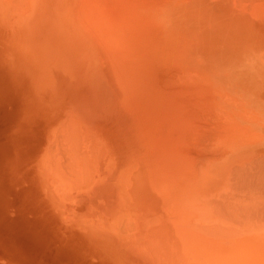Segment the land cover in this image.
I'll use <instances>...</instances> for the list:
<instances>
[{
  "label": "rangeland",
  "instance_id": "obj_1",
  "mask_svg": "<svg viewBox=\"0 0 264 264\" xmlns=\"http://www.w3.org/2000/svg\"><path fill=\"white\" fill-rule=\"evenodd\" d=\"M131 1H134L133 5ZM258 1L259 0H119L118 3L117 0H102L101 3L104 9L102 10L103 13H100V11L93 7L91 11L84 10L80 7L81 4L79 3L78 6V2H76L74 3L76 8L74 6L75 9H73L74 15H83V17H86L87 26L90 24L92 25L91 30L87 32L82 31L83 26L86 24L75 26L76 33L73 35L74 38L78 35L77 33H80L79 35L86 34L89 38L92 37L89 39L85 36V40L82 38L84 35L76 37L77 39L75 38V41L77 40L82 46L84 45L81 42L86 45L82 48V46H78L80 44L76 41V46H78L77 49L74 48L73 45L76 43L74 42L73 44L72 39H70L71 37L65 38L64 40L60 39V43L58 45L55 44L54 47L50 45V43H46L47 41L45 39H48V41L54 44L55 39L54 37L49 36L50 32H46L47 36L41 35L40 33L45 34L44 32H41V28L37 29V31H32L34 33L30 36H25L21 31L24 29L23 31L29 32L27 27L21 25L20 28L15 29L16 24L13 26L9 25V19L12 18H4L7 17L6 11L8 8L12 11L14 6L12 7L9 6V4H6V6L2 7L0 2V264H130L133 261L131 255L120 254L117 256L118 251L115 247L113 248L114 238L109 235L110 233L102 227L100 221L97 219L98 213L101 211L100 208L107 210L110 208L106 205L101 207V204L96 206L92 204L91 202L97 204L93 199V197L98 198L95 193L80 197L84 192V189L73 192V190H76L73 188L69 190L73 193L68 196L63 187L62 192L59 190L61 193V196H59V192H56L57 188H55L54 191V186L50 183V180L52 181V178L55 175L51 171L56 174L61 171L62 174H64L66 171L62 167L68 166V170H66L69 171V165L71 164L68 162L74 161L75 154L76 156L86 154L88 151L87 147L91 146L90 143L94 145L91 146L94 148L102 146L100 145V142L96 141L98 140L97 137L91 135V131H93L92 134L105 131L104 135H106V137L104 138L108 140L103 141L104 138L100 137L102 140L98 141L107 142L106 144L102 143L111 147V149L105 147L106 150L110 149L115 150L116 153H123V151L126 152L127 149L130 150L132 146L130 152H134L135 157L143 152V149L141 150L142 146H145L144 148L146 149L148 147L151 148L153 140L157 143H153L152 146L156 144V147H159V142L161 141V143L168 145L169 148L171 147L172 150L183 152V155H185L187 149L189 151L196 140L194 148L195 146H200L201 143L203 145V139L205 137L208 139V134H211L210 130L213 131V129H211L212 126L210 125L212 123L208 124V122H213L217 117L219 119V117L222 116L219 113L221 108L215 93L208 89L205 91L206 87L204 86H206V84L203 86L200 82H195L190 80L191 78L184 76L186 73L189 75L188 71H186V63H190V61L187 60L188 56L186 48L189 45L199 42L196 33L199 37L204 38L205 42H216L218 44L217 48L212 50L210 52L211 54L209 53L205 59L216 65V67L208 70V75L211 77L215 85L214 87L219 91H228L227 83L229 84V77L233 74V69L236 68V65H238L241 58L239 55L240 50H254L253 52H250V54L244 52V54L241 55L250 57L251 60L255 62L252 64L256 65L258 69L261 68V70H259L260 75L258 81L262 78L264 79V36L254 38L255 40H253V37L255 36L253 34H255L257 30L254 27L249 26L246 20L242 17L248 9L247 7L251 4V8H264V0H260L261 2ZM86 5H88V3H86L85 6ZM77 8H80V10L78 11ZM82 9L85 12H82ZM118 17H120V19ZM22 22L24 21L22 20ZM1 23H4L12 29L9 27H3ZM47 23L48 22H45L44 24ZM32 25H30L31 29H33ZM7 28L10 31L7 30ZM14 29L17 33L19 32V34H16ZM98 38L100 39L99 42L96 40ZM201 41L203 40L201 39ZM88 42L91 45V50L87 52L89 47H87ZM229 42L231 43L228 44ZM81 49L85 50L80 52ZM37 52L39 54H37ZM74 53H77L78 56L74 55ZM88 54H90L96 61L94 63L92 62L94 59H89V61L91 60L90 62L93 63V67L91 66V63L90 65L88 64L89 61L87 59L90 58V55ZM39 55H42V57L40 56L39 58ZM79 55H84L85 58L82 56L84 58L82 59ZM76 57H78L77 59L81 60L82 63L76 61ZM97 57L98 59L103 60L100 61ZM104 58L106 59L104 60ZM39 59L41 62L36 61ZM200 60L203 62L201 58ZM42 61L44 62L42 63ZM105 61L108 63H113L115 61L117 63H113L111 65L112 67L107 63L109 66H106L105 64V68L101 67V64L97 65V63L101 62L104 64ZM86 65L90 66L92 69L86 67ZM57 66L59 68L61 66V70L63 69L62 67H64V76L62 73H59L60 69ZM95 66H97V70L101 71L99 68L104 69V73L101 71L103 76L99 75V71L97 72L96 69L93 70ZM183 69L185 72H183ZM226 75H228V81L227 78H225ZM128 77L131 78V82H129L130 80ZM117 78L120 81L123 78L126 83L120 84V81H117ZM106 83L107 85L105 86ZM109 85H111V87H109ZM127 88L129 91L125 90ZM203 88L205 91L204 94ZM126 94L128 96H126ZM206 94L208 95L206 96ZM209 96L213 99H207ZM206 101L209 102L207 103ZM211 102L213 103V106H211ZM129 103H139V109L136 108V105L134 106L131 104V106ZM142 104L143 107H140ZM174 105L175 107H172ZM209 105L211 107L207 108ZM144 106L145 108L147 107L145 113L143 111ZM169 106L170 108H168ZM202 106L204 108L207 107L204 109ZM128 107H132L130 108L131 112L133 111L132 114L130 110L127 112ZM113 108L116 109L113 110ZM217 108L219 109L218 111ZM178 109H181V113ZM183 112L185 115H183ZM186 113L189 114L187 115ZM212 113L213 116L211 115ZM192 115L197 118L195 119V121L197 120L196 122L190 121L193 118L191 117ZM186 116H190L191 118H187ZM172 117L175 119L173 120ZM122 118L124 120L121 121ZM160 119L163 120V122ZM175 120H178V124L175 122L174 127L170 126L168 121H172L173 123ZM126 121L128 122L125 123ZM188 121H190V125L186 124ZM142 122H145L146 124ZM148 122H150V124ZM193 122L196 124L198 122L199 125L197 124L196 127L195 124V126L192 127V124H194ZM67 123L69 127H65V125L67 126ZM147 123L150 125V128H148L149 125H147ZM227 123L231 126H229V129H231V131L228 132L229 138L231 133H234L235 123L230 116H228ZM84 124H86V126ZM152 124L154 127L156 125L157 127L158 125L160 126L158 129H154ZM161 124L164 126L163 128ZM167 124L170 126V131L169 128L165 126ZM140 126H142L145 131L143 129L141 130V128H139ZM209 126H211L210 130ZM103 127L105 128L104 130H102ZM64 130H66V135L65 132L63 133ZM139 130L141 131L138 132ZM183 130L184 133L189 132L187 133L188 136L186 133L183 135ZM160 131L162 134H160ZM218 131L219 134H221L220 130ZM78 132L79 134L83 132V136H75ZM84 132L86 135H84ZM147 132H149V134H147ZM172 132L175 133V136ZM71 133L73 134L71 135ZM138 133L142 134V139L140 137L141 135ZM191 133H195L196 136H194L196 138L198 137L197 139L193 137L195 140L194 143L191 142L193 138L191 140L188 139V137L192 136ZM62 134L64 135V138L62 137ZM205 134H207V136H205ZM215 135L217 134H214L213 137ZM70 136L73 138L75 145L70 143L72 142V140H70L72 138H69ZM150 136L152 138H150ZM202 136L204 138H201ZM210 136L213 139L212 134ZM84 138H86V140L87 138H90V142H85ZM218 138L217 142L221 141L220 137ZM149 139H151L152 142H149ZM212 139L211 143H214V147L218 148V143L216 142L217 136L216 140L215 138L213 139L214 141ZM137 140H141L140 144H138ZM142 140H145L143 144ZM57 141L64 144L63 147L61 145L59 147V144H56ZM147 141L149 142V145ZM186 141L187 143H184ZM80 142L83 143L81 144ZM128 142L130 144H128ZM84 143L85 146L83 145ZM96 143L99 144L96 145ZM188 143H192V146H189ZM79 144L82 146H79ZM146 144L148 146H146ZM54 145L58 146V148H56V154L59 159L53 152L54 150H51L54 149ZM73 146L82 148H74ZM64 147L67 148L65 149L66 156L61 149H64ZM69 147H72L75 150H71ZM156 147L154 146V148ZM161 147L165 151L168 150V147H165V145H162ZM84 148L85 152L83 151ZM101 148L103 149V146ZM81 149H83V153H80ZM190 150V153L192 150L194 151V149ZM52 157L54 160H52ZM10 161L11 163H9ZM178 161L179 164H181V158ZM58 163H61L60 166ZM55 166L57 168L59 167V170H57ZM239 167L240 166L232 167L234 172L232 169L230 171L231 177L233 176V181L236 179L235 177L239 172L243 173L242 167L244 168L246 165L240 167L241 170L237 169ZM250 167L252 168V166L249 165L246 169H249ZM47 170H50L49 173ZM243 170L245 171V168ZM255 170L254 173L251 172L255 178L251 176L250 173V175H248L251 177V180L252 177L253 180L258 178L256 181L260 183H258L259 185L263 184L262 187L256 184L257 186H255V190L257 191L259 188L260 192L258 193L262 192V198L264 199V179L262 178L264 170L263 173L262 171H259L261 176H259L257 170ZM230 173L227 175L228 179H226L228 182L224 185H228V187L226 186L227 189H225L224 186L222 188L218 187L215 192H218L219 189L223 190V193H220L225 195L224 197L227 196L226 198L231 200L230 202H232V204H238L237 202H240L242 199L245 204L247 201L244 199L247 197H245L246 195L244 193H248L249 191H243L242 188L240 189V185L235 186L236 183L234 185L233 181L230 180ZM233 173H236L235 177ZM50 174H52V176ZM60 174L58 177L61 179L63 175H61V177ZM49 175L52 178H49ZM246 175L244 176L247 178L248 175ZM58 177L55 176L54 178ZM48 178L50 180H48ZM60 179H57V181ZM62 179H65L64 182L61 180L62 183H65V181L67 183L69 177L64 176ZM238 180H241V178H238ZM246 181L248 180H245L243 183L245 184ZM54 182L56 185V180ZM234 182H236V180ZM239 182L237 181L238 184L241 183ZM62 183H57L56 186H61L63 185ZM250 183L251 182H249V184ZM66 187H68V184H65V188ZM245 188L248 189L249 187ZM232 190L233 192H231ZM249 190L251 191V189ZM239 194L242 197V194H244V198L241 197V199L239 197L238 200L237 198L240 196ZM233 196H235L234 201L237 202L232 201ZM258 196L260 198L259 194ZM252 197H250V199L247 198V200H251ZM226 198L225 200L221 198L224 200V203L227 201ZM263 199L262 201H264ZM220 200L218 201L217 198L212 202L203 201L200 203L202 206H198V208L201 216L198 215L200 213H197L198 218L196 215L195 219V221H200V223L196 222V225L199 223V226L206 225V227H208L209 225L207 223L211 224L215 221L218 222L216 218L212 221L207 215L205 217H202V215H204L203 213L205 212L206 214L209 213L203 208V206L207 208L206 204H208V202L210 204H208L209 206L214 202L212 205L214 207V205L216 206V201L220 203ZM222 200L221 203H223ZM249 200L247 205H245H252L253 201L254 206L251 208H256L255 205L257 204V211H254L256 214L264 210V208L261 209V211L259 210L264 205V202H258V205V203H256L257 199H255L256 204L254 203V200H251V202H249ZM259 201H261V198ZM9 203L10 205H8ZM241 204L240 209L242 208L245 210L246 206L243 204L242 206ZM260 205L262 206L258 209V206ZM96 207H98V209ZM232 207L235 208L237 206ZM221 209L223 210L224 208L219 207L220 211L218 212H221L222 214ZM240 209L236 208V211L240 212ZM229 210L231 211L233 209ZM17 211L21 213H15ZM202 211L205 212L202 213ZM236 211L233 210L229 213H236L238 215ZM246 211L249 212L250 210L246 209ZM101 212H103V210ZM212 212L213 211H211V214ZM223 212L225 213L224 210ZM227 213L224 215H227ZM251 213L253 212L251 211ZM262 213L263 212L258 214L259 216L254 215L256 217V222L254 217L252 218L250 217L251 215L249 216L252 218L251 221H254L253 225H249L253 226L255 230L258 228L257 226L259 224H262V220H264V214ZM249 214L250 212L248 215ZM215 216L217 217V214ZM260 216H262V218ZM237 217L240 218L239 215ZM235 218L231 220H234ZM245 218L242 219L245 220ZM250 218H248L246 222L250 221ZM257 218H261V223ZM239 220L240 222L242 221L241 219ZM223 221L225 220L223 219ZM235 221L238 224L240 223L237 220ZM216 222L215 225L218 226L219 223L216 224ZM219 222L222 221L219 220ZM233 222L230 221L232 225H234ZM238 224L237 226L240 227L238 228L239 232L242 228ZM232 225L230 227H232ZM246 228L248 230L249 226ZM263 228H258V230L262 229L261 231L259 230L260 233L264 232ZM231 231L233 233L234 229Z\"/></svg>",
  "mask_w": 264,
  "mask_h": 264
},
{
  "label": "bare ground",
  "instance_id": "obj_2",
  "mask_svg": "<svg viewBox=\"0 0 264 264\" xmlns=\"http://www.w3.org/2000/svg\"><path fill=\"white\" fill-rule=\"evenodd\" d=\"M101 1L102 0H0L2 7L6 6V4L7 5L9 4V6H12V7L14 6L12 11H11V9L8 8V10L6 11L7 17H4V18H8V17L12 18V19H9V22H10L9 25L10 26H13L16 24L15 29L20 28L21 25L27 27L29 29L28 30L29 32L23 31L24 29L21 31L22 34H24L25 36H27V35L30 36L31 34L34 33L32 31H35V30L37 31V29H39V28H41V30H42L41 32L45 33V34L40 33L41 35H46V32L47 33L50 32L49 36H52L55 39L54 44L52 42L48 41V39H45V40L47 41L46 43H50V45H52L53 47L55 46V44L58 45L60 43V39L64 40L65 38L71 37L70 39H72V42L74 44V42L76 43V41H77V40L75 41L76 37H81L84 35V34L79 35L80 33H77L78 35L76 34L77 36H75V38L73 37V35L76 33L75 26H77L79 24H86L87 23V20L85 19L86 17H83V15H79V14L77 16L74 15L73 9L76 8L74 3L78 2V6L80 3L81 4L80 7L83 8L84 10H87V11L90 10L91 11V9L93 7V8H96L98 11H100V13H103L102 10H104V9L102 7ZM112 1H114V0H112ZM117 2L119 3V0H117ZM133 2H132V5H133ZM258 2H261V1L259 0ZM86 3H88V5L85 6ZM251 5L249 6L250 8L247 7L248 9L246 11L244 10L245 13L244 14L242 13L243 14L242 17L246 20V22L249 24V26H252L257 30V32L255 34H253V35H255L253 37V40H255L254 38L264 36V8L255 9L253 7L254 8L253 9V8H251L252 7ZM74 6H75V8H74ZM117 8H119V7H117ZM77 9H78V11L80 10V8H77ZM83 9H82V12H85V11H83ZM76 14H77V12H76ZM113 14H114V12H113ZM121 15L124 16L123 14H121ZM113 17H114V15H113ZM118 18L120 19V17H118ZM22 20L24 22H22ZM74 21H75V24H74ZM43 22L44 23L48 22V23L44 24ZM1 24L3 25V27H9V26L5 25L4 23H1ZM28 24H29V26H28ZM248 24H246V25H248ZM30 25H32L33 29H31ZM99 26H101V25H99ZM91 28H92L91 24L88 26L86 24L83 26L82 31L87 32V31L91 30ZM10 29H12V28H10ZM7 30H9V29L7 28ZM43 30H45V31H43ZM16 34H19V32L17 33V31H16ZM85 36H86V34L82 38H84ZM196 37L199 38L198 39L199 42L192 44V45H189L186 48L187 56H188L187 60L190 61V63H186L187 64L186 65V69H187L186 71H188L189 75L186 73V75H188V76H186V75H184V76L191 78L190 80H193L195 82H200L203 86H204V84H206V86H204V87H206L205 91H206V89L211 90L216 95L219 106L222 109V110L221 109L219 110L217 108V111L219 110V113L222 116L219 117L220 120L217 117L216 120H214L213 122L210 121V122H208V124L212 123V124H210L212 127L209 126V130H210V127H211V129H213V131L210 130L212 137L214 134H217L213 137V139L215 138V140H216V136H217V140H216V142H217L219 139L218 137H220L221 141L217 142L218 148H215L214 143L213 144L211 143V139H212L210 136L211 134L210 135L208 134V139H206L207 137L204 138L202 136L201 138H204L203 139L204 144L202 145V143L200 142L201 143L200 146H198L199 145L198 144L197 145L198 147L195 146V148H194V144L196 143L197 140L195 141L193 138L196 136L195 133H191L192 136H190V134H189L190 137H188V139L191 140L193 138L191 140V142H193V143L195 141L194 144L191 143L193 146L190 143H188L189 146L191 145L193 147V148L192 147L191 148L189 147V148L194 149V151L192 150L191 153H190L191 150L189 149V151H188V149H187L185 151V155H183V152H181L179 150H172L171 147L169 148L168 145L161 143V141L159 142V147H156L157 146L156 144L152 146V144L155 143L156 141L154 142V140L152 139L153 140V142H152L151 139H149V142L150 141L152 142L151 148L148 147L146 149V148H144L145 146L144 147L142 146L141 150L143 149V152L140 155H136L137 157H135L134 152H130V150L132 148L131 145H130L131 148L128 146L130 148V150L127 149L128 150L127 151L125 149L126 152L123 151V153H121V152L116 153L115 150H110L111 147H108L107 145H105L107 142L98 141V140H102V139H100V137L101 138L106 137V135H104L105 131L104 132L102 131V133L97 132L98 133V135H97L96 132H95L96 134L95 133L92 134L93 131H91V129H90L91 135L97 137L98 140H96V141L100 142V145L103 146L104 150L101 148L102 146H98L99 148L98 147L97 148L91 147L94 145H92V143H90L91 146L87 147L88 151L86 152V154H83L82 156L81 155L76 156V154H75V157L73 154V157L75 159H73L74 161L68 162L69 164H71V165H69V171H67L68 166L62 167V168H64V170L68 174L64 173L65 174L64 175V174H62L61 171L60 172L56 171L57 172V174H56L55 172L51 171L55 175L52 178L51 177L52 174H50L51 176L49 175V178L51 177L52 181L49 178H48V180H50L51 185L54 186V188H53L54 191H55V188H57L56 192L57 191L59 192V190H61L60 192H62L63 187H64L65 193H67V195L69 196L73 192H77L80 189L81 190L84 189V192L80 195V197L81 196L85 197L86 195H91V194L95 193L98 198L93 197V199L95 200V202L97 204H95L93 202H91V203L94 204L95 206L101 204L102 205L101 207L106 205L107 207L110 208L109 210L100 208V210L101 211L103 210V212L100 211L98 213L97 219L100 221V224L102 225V227L107 232L110 233L109 235L112 238H114L113 248L115 247V249L118 251L117 256H119L120 254L131 255L133 261L130 264H264V232L260 233L259 230L261 231L262 229L258 230L259 227L263 228V226H264L263 221L264 220H262V224H259L257 226L258 228L256 227L257 228L256 230H258V231H256L255 228H253V226H251L254 224V221L253 220L251 221V219L253 217H254V220L256 222V219H255L256 217L254 215H258L261 212H263L262 214H264V210L261 211V209L264 208V205H263L264 201H262V199H263L262 198L263 197L262 192L258 193V192H260L259 188L257 189V191L255 190L256 189L255 186L259 185L260 183L258 181H256V180H258V178L253 180V177L255 178V176L253 175L255 169L257 170L258 173L257 172L256 173L259 174V176H261L260 172L262 171V173H263V170H264V167H263V165H264V79L262 78L261 80L258 81V79H259L258 77L260 75L259 70H261V68L259 67L260 69H258L256 67V65L252 64L255 62L252 61L250 57H246L244 55H241V54H244V52H246V54H250V52H253L254 50H252L251 48H250L251 50H249V51L240 50L239 55L241 58L239 60L238 65H236V68L233 69V71H234L233 74H231L229 77V84L227 83V90L228 91H226V92L219 91L218 89H216L214 87L215 85H214L211 77L208 75V70L216 67V65H215V63L210 62V61H206V59H205V58H207V56L209 55V53L212 50H215L217 48L218 44L216 42H209V43L205 42L204 38L199 37L197 33H196ZM86 38H89V37L86 36ZM91 38L92 37H90L89 39H91ZM201 39L203 41H201ZM84 40H85V38H84ZM93 40H94V36H93ZM96 40H98V42H99L100 39L98 38ZM81 43L84 46H86L83 42H81ZM90 43H91V41H90ZM90 43L88 42V44H87V47L89 46L87 49V52L89 50H91L90 49L91 48ZM93 43H94V41H93ZM230 43L231 42H229L228 44H230ZM76 45H77V43L73 45L74 48H76V49L78 46H82L81 44L78 46H76ZM84 46H82V48ZM67 47H69V46H67ZM241 47H243V46H241ZM78 49H80V48H78ZM83 50H85V49H83ZM83 50L81 49L80 52ZM37 54H39V53L37 52ZM67 55H69V54H67ZM74 55L78 56L77 53H74ZM88 55H90V54H88ZM40 56L42 57V55H39V58H40ZM82 56L85 58L84 55H79L80 58L84 59ZM77 58L78 57L75 58L76 61H78L79 63H82L81 60H78ZM200 58L203 60V62L200 60ZM89 59L93 60L94 58L91 57V55H90V58H88L87 60L89 61ZM97 59H98V57H97ZM105 59L106 58H104V60ZM98 60L101 61L103 59H98ZM36 61H40V59L36 60ZM90 61L88 63L89 65L91 63ZM43 62L44 61H42V63ZM92 62L95 63L96 62L95 59ZM102 62L97 63V65L101 64L100 66L103 68H105L108 64L111 66L113 63L114 64L117 63L115 61L114 62L112 61L113 63H108L107 61H105L106 63L104 62V64H103ZM184 63H185V61H184ZM92 64L93 63H91V66H92ZM105 64H106V66H105ZM87 65H86V67H90ZM61 66H60V68H61ZM100 66H98V67H100ZM62 68H63L62 70L61 69L59 70L60 71L59 73H62L64 76V73H63L64 67H62ZM103 68H99V69H101V71H103L104 70ZM192 68H194V69H192ZM55 69H57V68H55ZM94 69H96L97 72L99 71L98 72L99 75H102L104 73V71L102 73L100 70H97V66H95V68H93V70ZM123 69H124V66H123ZM56 71H58V70H56ZM183 72H185V70ZM92 74H93V72H92ZM62 77H61V79H62ZM98 77H100V76H98ZM115 78H116V76H115ZM225 78H227V81H228V75H226ZM122 79L120 81L117 78V81H120V84L126 83V82H124V79H123V81H122ZM128 79L130 80V81L129 80L128 81L131 82V78L128 77ZM107 80H109V79H107ZM96 81H98V80H96ZM107 83L105 84V86L107 85ZM122 86H125V85H122ZM109 87H111V85H109ZM128 88L125 90L129 91ZM108 90H109V88H108ZM106 91H107V89H106ZM205 91L203 88V94ZM211 91H210V93H211ZM207 93L209 94L208 91H207ZM127 94H129V93H127ZM127 94H126V96H128ZM208 94H206V96ZM210 97L211 96H209V98L207 97V99H213ZM203 100H205V99H203ZM209 101H211V100H209ZM131 104H133L134 106L136 105L137 106L136 108H138L139 103H129V105H131ZM181 105H182V103H181ZM199 105H202V104H199ZM204 105H206V104H204ZM145 106L143 108L144 113L146 112L145 109H147V107L145 108ZM211 106H213V103ZM211 106L209 105V107H207V106L206 107L210 108ZM140 107H143V104ZM172 107H175V105ZM130 108H132V107L127 108V110H128L127 112H129V110L131 112ZM168 108H170V106ZM197 108H198V106H197ZM114 109H116V108H113V110ZM186 109H187V107H186ZM169 111H167V112H169ZM179 111L181 113V109ZM132 112H131V114H132ZM167 112H166V114H167ZM138 113H140V112H138ZM144 113H143V115L145 116ZM141 114H142V112H141ZM141 114H140V116H141ZM186 114L188 115L189 113H186ZM124 115H126V114H124ZM146 115H147V113H146ZM183 115H185L184 112H183ZM206 115H207V112H206ZM211 115L213 116V113ZM166 116H168V115H166ZM169 116H171V115H169ZM228 116L233 118V121L235 123L234 133H231L229 138H228V132L231 131V129H229L231 126L228 125V123H227ZM163 117H164V115H163ZM173 117H174V115H173ZM188 117L189 118L193 117L192 118L193 120L191 119L190 121H195V119H197L193 115L191 117L190 116H188ZM214 117H213V119H214ZM198 118H200V117H198ZM174 119L175 118H173V120ZM210 119H212V118H210ZM122 120H124V119L122 118L121 121ZM161 121L163 122V120H161ZM172 121L171 122L168 121L170 123V126L174 127L175 122H176V124H178L177 123L178 120L177 121L175 120L173 123H172ZM190 121H188V123H186V124L190 125V123H189ZM127 122L128 121H126L125 123H127ZM195 122H193L194 124H192V127L195 126V124H196ZM142 123H145V122H142ZM148 123L150 124V122H148ZM148 123H147V125H149ZM155 123H157V122H155ZM155 123H153V124H155ZM181 123H180V126H181ZM214 123H215V126H214ZM76 124H77V122H76ZM168 124L165 126L168 127L169 131H170V126H168ZM197 124H198V122H197ZM197 124H196V127H197ZM84 125L86 126V124H84ZM87 125H89V124H87ZM205 125H207V124H205ZM159 126L160 125H158V127ZM161 126H162V124H161ZM65 127H69L68 123H67V126L65 125ZM152 127L154 129H156V128L158 129L157 125L155 127L153 125ZM152 127H151V129H152ZM163 127L164 126H162V128ZM200 127H202V126H200ZM203 127H205V126H203ZM70 128H71V126H70ZM76 128H78V127H76ZM139 128H141V130L143 129L142 126H140ZM148 128H150V125L148 126ZM104 129L105 128L103 127L102 130H104ZM171 129H173V128H171ZM183 129L185 130L184 127H183ZM141 130H139L138 132H140ZM184 130L182 131L183 133H184ZM215 130H216V132H215ZM218 130H220L221 134H219ZM65 131L66 130H64L63 133ZM131 131H134V130H131ZM155 131H157V130H155ZM85 132H84V135L87 134V132H86V134H85ZM67 133H69V132H67ZM73 133H71V135ZM82 133L83 132H81L79 134V132H78L77 135H75L76 133L74 135L77 137L78 136L80 137V136H83ZM185 133L183 135H185ZM187 133H189V132H187ZM187 133H186V135H187ZM201 133H203V132H201ZM101 134H102V136H101ZM147 134H149V132H147ZM160 134H162V132ZM164 134H165V132H164ZM176 134H180V133H176ZM65 135H66V132H65ZM139 135H141L140 137L142 139V134H139ZM173 135L175 136V133H173ZM75 136H74V138H75ZM205 136H207V134H205ZM221 136H222V139H221ZM62 137L64 138V135ZM62 137H60V138H62ZM182 137H185V136H182ZM209 137H210V141H209ZM69 138H72V137L70 136ZM90 138H87V140H86V138H84L85 142L88 141L87 143H89ZM150 138H152V137L150 136ZM197 138L195 137V139H197ZM79 139H81V138H79ZM175 139H176V137H175ZM70 140H72V142H70V143H73L75 145V142H73L74 141L73 138ZM70 140H68V141H70ZM107 140H106V138L103 139V141H107ZM190 140H188V141H190ZM59 141L61 142L60 139H59ZM59 141H57L56 144L57 145L59 144L58 145L59 147H60V145L63 147L64 144H61ZM140 141H138V144H140ZM144 141L142 140V144ZM181 141H180V143H181ZM183 141H184V139H183ZM149 142H148V145H149ZM102 143H105V144H102ZM177 143L179 144L178 141H177ZM184 143H187V141ZM81 144H79V146H82ZM98 144L99 143H96V145H98ZM121 144H123V143H121ZM126 144H125V146H126ZM128 144H130V143L128 142ZM57 145L56 146L54 145V149H51V150H54L53 152L55 153L56 156H57L56 148H58ZM83 145L85 146V143ZM148 145L146 144V146H148ZM162 145H165V147H168L167 148L168 150L165 151L166 148H164V146H163V148L165 149L164 150L161 147ZM125 146H124V148H125ZM154 146L156 148H154ZM76 147H78V146H76ZM76 147H74V148H76ZM105 147H108L110 149L106 150ZM122 147H123V145H122ZM138 147H139V145H138ZM67 148H68V146H67ZM67 148L64 147V149L63 148H61V149L65 153V149H67ZM74 148L69 147V149H71V150H75ZM78 148L80 149L82 147H78ZM161 148L163 149V151ZM187 148H188V146H187ZM213 148H215V149H213ZM101 149H102V151H101ZM82 150L83 149H81L80 153H83V151L85 152V148L83 151ZM66 151L71 152L69 150H66ZM187 152H189V153H187ZM67 155H69V154H67ZM65 156H66V153H65ZM46 158H45V160H46ZM57 158L59 159L58 156H57ZM180 158L182 160L181 161L182 166H181V164H179V161H178ZM11 159H9V160H11ZM52 160H54V158ZM48 161H46V162H48ZM73 162H74V164H73ZM9 163H11V161ZM58 164L60 166L61 163H58ZM245 165L247 168L249 167V165L252 166L253 171H252L251 167L249 169H246V167H244L245 168V171H244L243 170L244 168L242 166H245ZM253 165H254V167H253ZM235 166L242 167V172H243V173L239 172L238 175H236V177H235L236 173L235 174L233 173L234 177L236 178L235 179L236 182H234L235 180L233 181V179H232L233 176L231 177V173H230L232 167H235ZM240 167L237 169L241 170ZM261 167H263V168H261ZM58 168H57V170H59ZM49 171L50 170H47L48 173H49ZM232 171H233V169H232ZM246 171H247V173H246ZM11 172H12V170H11ZM251 172H253V173H251ZM229 173H230V177H231V178L229 177L230 180L233 181L234 185L236 183L235 186L240 185L239 186L240 189L242 188L243 191L244 190L249 191L248 193L247 192L244 193L246 196L244 194H242L243 197L239 194L240 196H238L237 199L239 200V197L244 198V196L250 199V197H252L254 195L252 197L253 199L251 198V200H254V203H255V199H257L256 203H258V202L263 203V204L261 203L263 206L262 205L258 206V209L262 206L259 209L261 211L260 213L256 214V212H254V211H257V204L256 203H255L256 208L255 207H254L255 209L251 208L252 206H254L253 201H252V205L248 204L250 206V208H249V206H246L247 202L249 200V199L247 200V198L244 199L247 201V202H245V204H246L245 205L242 198H241L242 200L240 202L239 201L237 202V201H234L235 196H233L232 201L238 203V204L234 203V204H236V205H234V204H232V202H230L231 200L226 198L227 196L224 197L225 195L222 194L223 190L219 189L218 192H215L218 189V187L222 188L225 184H227L228 180L226 181V179H228L227 175H229ZM240 173L242 174L243 177L241 176ZM249 173L251 174V176H253L252 180H251V177L249 176L250 175ZM59 174H60V176L63 175V177L64 176L69 177V180L67 181V183H66V181H65V183L61 182V180L64 182L65 179L63 180L62 176H61L62 178L60 179V177H58ZM246 174L247 175L249 174L247 178L244 176ZM55 176L58 178H54ZM238 178H241V180H238ZM262 178L264 179V173L262 174ZM57 179H60V180L57 181ZM55 180L57 183H62L63 185L57 187L56 186L57 183L55 185V182H54ZM245 180H248V181H246V183L244 184L243 182ZM237 181L238 182L240 181L241 183L239 182L240 184H238ZM249 182H251V183L249 184ZM247 183H248V185H247ZM65 184H68V187L65 188ZM241 184H242V186H241ZM226 186L228 187V185H226ZM226 186H224L225 189H227ZM244 186L247 188L249 187V188L246 189ZM259 186L262 187L263 184H261ZM243 187H244V189H243ZM73 188L76 190H73V192L69 191ZM249 189H251V191ZM80 191H79V193H80ZM60 192H59V196H61ZM220 192H222V193H220ZM229 192H230V190H229ZM231 192H233V190ZM257 193L260 195L261 201H259L260 198H259ZM255 196H257V197H255ZM217 198H218V201L221 198L224 200L226 198L228 202L225 201L226 203H224V200L221 199L223 201V203H221V200H220V203H218V201H216L217 202L216 206L215 205H214V207L212 206L214 204V202L211 204V206H209L210 205L209 202L210 201L212 202L214 199H217ZM231 199H232V197H231ZM251 200H249V202H251ZM203 201H205V202L209 201L208 202L209 205L205 203L207 205V208L205 206H203V208L209 212V213L207 212L209 215L206 214L205 211H202V213L205 212V213H203L204 215H202V217L203 216L205 217L207 215L208 218L211 219L212 221H214L213 219L216 218L218 221V222L215 221L216 224L219 223L220 225L218 224V226H216L215 222H214L211 224L207 223L209 225V226L207 225L208 227H206V225L205 226H202V225L199 226L200 221H195L197 213H200L198 206H202L200 203ZM229 202H230V204H229ZM227 203L230 205V207ZM241 203L244 206H246L247 210H250L249 215H248L249 212L246 211V209L245 210L242 208L240 209ZM259 203H258V205H259ZM220 204L221 205L227 204L229 209H233L234 211H236V208L240 209L239 211L242 214L240 212L236 211L238 213V215L240 216V218L237 217L238 215L236 213L230 214L233 210H231V211L229 209L227 210V208H228L227 205L221 206ZM8 205H10V203ZM238 205H239V208H238ZM218 206L220 208H224L223 210L225 211V213L223 212L222 209H221L222 214H221V212H218V211H220ZM232 206H237V207L234 208ZM11 207H12V205H11ZM96 208L98 209V207H96ZM216 208H217V210H216ZM211 211H213L212 212L213 215L211 214ZM227 211H228V213H227ZM251 211L255 214L251 213ZM15 213H19V212L17 211ZM215 213L217 214V217L215 216L216 215ZM226 213H227V215H224ZM243 214H245V215H243ZM198 215L201 216V213ZM198 215H197V218H198ZM218 215H219V217H218ZM234 215H237V216H234ZM242 215H243L242 218H245L246 216L248 218H250V217H252V218H250L249 219L250 221H247L248 222L247 223L246 220L248 218L246 217L247 219L245 218V220H244L241 218ZM29 216H32V215H29ZM17 217H15V218H17ZM260 217L262 218V216H260ZM233 218H235V219L231 220ZM261 218H257L260 221V223H261ZM223 219L225 221H223ZM239 219H241L244 223L242 221L240 222ZM219 220H221L225 224H223L222 222H219ZM235 220L239 221L240 223L238 224ZM258 220H257V222H258ZM230 221L231 222L234 221L233 222L234 225H232L230 223ZM196 222H199V223L196 225ZM229 223L234 228L230 227L231 225ZM226 224H227V226H226ZM237 224L241 226L243 231L239 229L240 231L238 232V228H240V227L237 226ZM249 224H251V225H249ZM235 225L237 226V228ZM245 226L246 227L249 226V228H248L249 231L247 230V228ZM231 228L234 229L235 232L233 231V233H232ZM244 231H245V233H244ZM263 231H264V228H263ZM246 232H248V233H246ZM119 264H122V263H119Z\"/></svg>",
  "mask_w": 264,
  "mask_h": 264
}]
</instances>
